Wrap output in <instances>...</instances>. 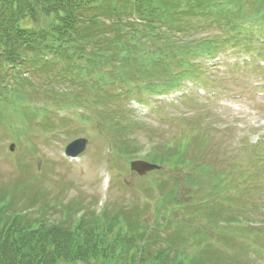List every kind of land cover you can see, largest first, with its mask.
<instances>
[{"label": "rangeland", "instance_id": "obj_1", "mask_svg": "<svg viewBox=\"0 0 264 264\" xmlns=\"http://www.w3.org/2000/svg\"><path fill=\"white\" fill-rule=\"evenodd\" d=\"M189 21L186 28L192 30V37L173 33L178 43L184 42L177 43L179 46H187L192 39L208 35L200 31L202 28L195 18L190 17ZM33 26L38 27L37 24ZM261 53L264 54V50ZM221 56L222 65L207 71L200 69L201 86L187 92L185 98L177 103L172 102L163 107L153 102L150 104L148 99V103H145L150 106L134 110L136 107L133 105L132 108V102L122 101L117 113L113 112L103 121L109 136L106 139L99 136L100 129H94L91 125H80L78 128L75 123L58 122L49 117L45 118L46 123L42 126L41 121L36 119L39 114L35 115L21 108L22 104L32 101H57L54 94L72 90L62 82L55 83L41 73L30 72L26 76L24 89L17 87V81L14 80L11 89L8 87L2 90L0 84V200L4 197L11 198V204L16 200L13 203L14 211L19 212L40 199L46 204L32 218L53 220L62 213L70 214L82 207L85 212L90 210L98 213V209L105 203L104 197L108 203V211H112L114 206H124L127 209L136 206L133 203L144 204L146 200H140L139 193L148 192L160 185L170 195L161 199L157 205L161 215H149V220L160 226L164 213L171 211L173 214L170 225L165 230L151 233L159 237L155 242L156 249H151L156 251L151 255L158 252V246L164 245L168 248L167 255L170 253V258L165 259L166 264L170 263L176 253H181L184 257L181 264L198 262L204 258L213 263L220 253L218 246H224L239 253L232 259L224 257L223 264H264V223H260L264 222V186L255 187L254 192L235 185L227 198L212 204L213 211L216 212L214 215L208 206L191 208L216 188L220 189L229 183L235 177L234 173L238 174L230 173L229 168L231 171L240 167L250 170L252 166L246 162L248 153L245 152L257 148L264 139V90H258L263 77L249 74L248 70L242 69L244 64L240 65L241 68L233 66L238 62L248 63L250 59L255 62L258 58L248 55L233 58L228 52ZM1 81L3 79L0 77V83ZM12 90L20 93L17 95ZM130 108L134 113L130 112ZM149 108L154 111H148ZM47 123L54 127L45 129L54 128L57 131L44 139L49 134V130L44 131ZM75 138L85 139L86 143L78 156L80 163L72 165L64 161L62 150L65 144ZM168 141L176 146L170 151L164 147ZM148 142L151 145L159 142L164 148L153 150L152 155L161 160V165H165L167 169L163 166L165 171L137 176L129 173L123 158H113L118 176L114 184L112 173L108 172L104 163V158L109 154L107 143L116 145L118 151L131 152L137 148L132 159H139L148 150ZM11 144L15 146L12 153L8 149ZM263 146L261 144L259 148L262 149ZM227 147L230 148L231 155L227 153ZM41 158L44 164L40 161ZM233 158L238 159L240 167L237 163L232 168L229 167L228 163H232ZM38 168L43 169L42 174ZM105 179L110 180L108 187L103 182ZM175 185L177 190L174 191L172 188ZM48 195L51 200L47 199ZM181 203L187 205L182 211L178 210V204ZM148 209L153 211L152 206ZM42 212H46L47 216L41 218ZM119 213V216H111L109 213V220L102 222L103 225L114 227L103 240L113 238L115 248L124 245L137 254H145L150 245L145 244L148 240L142 243L139 240L147 225L138 221V216L143 212L123 210ZM241 216H244L243 220L251 219L253 228L261 227L260 230L250 231L253 242L261 251L254 259L248 258L239 249L240 246L233 242L235 232L215 229V219L241 221L238 218ZM8 220L10 217L6 218ZM210 228L216 233H208ZM166 240H169L167 246L164 242ZM216 242L218 244L215 249Z\"/></svg>", "mask_w": 264, "mask_h": 264}, {"label": "trees", "instance_id": "obj_2", "mask_svg": "<svg viewBox=\"0 0 264 264\" xmlns=\"http://www.w3.org/2000/svg\"><path fill=\"white\" fill-rule=\"evenodd\" d=\"M91 1L97 2V0H0V60L14 61L18 54L34 51L30 44L35 43L39 38L45 39L43 33L51 27L55 28L52 34L58 36L63 32L62 36L70 43L69 45H72L64 50L61 59L71 65H74L72 61L79 64L74 67L67 66L70 67L69 71L73 72L68 73L67 68L66 77L72 76V79L67 80L68 82H65L66 78H62L64 74L52 77L54 72L51 74L46 67L42 74H45L50 81L62 82L70 87L69 89L72 88L73 91L70 92L73 93L74 103H79L83 94L91 93L97 95L98 103L106 104L112 98L107 93L108 89L113 90L116 85H127L137 80L163 75L168 71L169 65L166 61L177 66L173 61V56L177 53L194 54L187 51L192 40L187 46H179L178 44L184 42L178 43L173 37L174 32L188 37L193 36L192 30L186 28L190 17L198 21L197 24L202 28L200 31L208 35L213 32L210 42H202L195 47L194 51L199 55H215L229 49L252 51L253 44L257 42L252 27L264 25V0H252L246 6H240L242 0L235 1V5L240 6L236 8L237 11L219 12L211 15L209 19L205 16V21L193 14H179L175 10L178 6L171 5L169 8L171 10L167 9L163 18L165 25L159 23V19L163 16L162 11L152 22L148 20L152 17L150 8L139 10L132 7L136 12L139 10L140 17H146L145 24L136 29H127L122 15H117L111 6L99 4L96 8L97 12L88 9L85 4ZM33 24H37L38 27ZM156 44H160L157 56L145 59L146 50ZM173 50L176 54L172 53ZM100 66L110 67L115 72L105 73ZM191 70L195 69L191 67ZM91 76H94L93 80L90 79ZM25 82V79H21L17 87L24 89ZM75 83L80 87H76ZM72 95L67 94V97L72 98ZM46 127H54V125L47 123L44 128ZM5 200L7 203L3 212H13L15 210L13 203L16 200L11 204L4 197L0 202ZM42 214L41 218L47 216L46 212ZM108 217L105 214L95 219L91 216L74 231H69L65 225L31 231L29 225L33 221L35 223L38 221L33 218L16 217L11 221L12 229L4 236H0V264H75L77 262L166 264L165 259L170 258V253L168 255L166 253L168 248L158 246V252L154 253V256L151 255L156 251L155 242L159 240L157 234L140 237L139 240L143 241L146 238L148 241L145 244L150 245L145 250V254L140 253L141 255L125 248L124 245H115V248L113 238L103 240L105 235L114 229L113 225L108 227L102 224L104 220H109ZM146 231L145 227L144 235ZM164 242L169 245V240ZM152 248L155 249L151 250ZM221 258L222 256L218 255L213 263H209L204 258L194 263L191 261L189 264H223Z\"/></svg>", "mask_w": 264, "mask_h": 264}, {"label": "water", "instance_id": "obj_3", "mask_svg": "<svg viewBox=\"0 0 264 264\" xmlns=\"http://www.w3.org/2000/svg\"><path fill=\"white\" fill-rule=\"evenodd\" d=\"M153 167L152 166H149V165H146V164H139V163H136L135 166H134V170L138 173V174H144L145 172L151 170Z\"/></svg>", "mask_w": 264, "mask_h": 264}]
</instances>
